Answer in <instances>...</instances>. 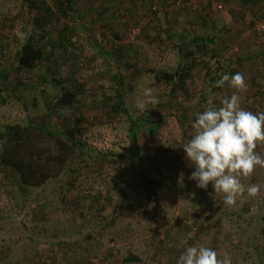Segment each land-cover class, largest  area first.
Masks as SVG:
<instances>
[{"label": "rangeland", "instance_id": "1", "mask_svg": "<svg viewBox=\"0 0 264 264\" xmlns=\"http://www.w3.org/2000/svg\"><path fill=\"white\" fill-rule=\"evenodd\" d=\"M261 26L264 0H75L66 14L57 0H0V71L10 75L7 90L0 79V131L51 111L87 160L75 157L39 188L24 189L15 171L0 170V264H123L131 252L139 264H176L194 245L214 248L218 259L228 254L232 264H264V167L240 178L260 186L255 197L245 191L224 205L211 183L204 190L189 179L182 147L196 113L233 94L245 110L264 112ZM179 34L215 36L220 57L211 77L199 66L186 91L172 94L156 76L179 65ZM33 35L47 57L19 71L18 52ZM237 72L243 91L215 85ZM145 87L159 103L141 113L135 101ZM63 88L78 95L57 107ZM119 94L126 110L116 112ZM144 118L162 124L149 134L140 126L135 144L132 121ZM255 151L264 156V144ZM142 171L164 180L160 210L137 187Z\"/></svg>", "mask_w": 264, "mask_h": 264}, {"label": "trees", "instance_id": "2", "mask_svg": "<svg viewBox=\"0 0 264 264\" xmlns=\"http://www.w3.org/2000/svg\"><path fill=\"white\" fill-rule=\"evenodd\" d=\"M57 4L58 10L66 14L67 11L73 9L75 0H57ZM178 38L177 47L181 56L179 65L174 71H160L156 76L158 81H164L170 85L172 94L178 93L180 90L186 91L189 80L199 66L204 68L206 76L211 77L214 69L212 62H217L220 57L216 48V37L213 35L200 34L190 38L185 34H179ZM64 39L66 37H62V41ZM46 57L44 46L33 35L27 39L18 52L17 69L19 71L34 70L38 63H41ZM9 77L8 72L0 71L3 90L8 89L7 79ZM77 95V90L63 88L55 105L57 107L71 106ZM119 98L117 104L110 106L116 112L126 110L123 97L120 94ZM2 102H6V99L3 98ZM161 124L162 120L148 118L132 121L130 129L134 143L138 144L139 142L138 129L140 126L144 127L145 134H149L155 132ZM77 156L80 157L82 163H87L82 144L55 125L51 111H48L43 118L28 116L26 124H7L0 131V170L15 171L20 177L19 186L24 189L27 187L39 188L50 180L59 178ZM80 171L81 168L74 170L73 179L68 182L69 189L74 186L73 180ZM136 183L145 199L153 204L156 210H160V191L164 186V180L157 175H150L146 171H142L138 174ZM261 232L264 238V224ZM142 261L143 259L133 252L122 259L123 264H139ZM247 264H254V262Z\"/></svg>", "mask_w": 264, "mask_h": 264}, {"label": "clouds", "instance_id": "3", "mask_svg": "<svg viewBox=\"0 0 264 264\" xmlns=\"http://www.w3.org/2000/svg\"><path fill=\"white\" fill-rule=\"evenodd\" d=\"M225 82L240 91L246 87L239 72L231 76L223 74L215 85L223 87ZM158 103L153 89L145 87L135 106L144 113L147 105ZM191 128V138L182 147L186 160L194 169L189 179L196 187L207 190L211 183L215 197L229 206L245 191L255 197L260 186L250 184L245 187L240 178L251 176L257 166L264 167V156L255 151L258 144H264V112L245 110L240 107L239 97L233 94L222 99L219 106L197 112ZM176 264H232V258L225 254L218 259L214 248L194 245L180 254Z\"/></svg>", "mask_w": 264, "mask_h": 264}, {"label": "built area", "instance_id": "4", "mask_svg": "<svg viewBox=\"0 0 264 264\" xmlns=\"http://www.w3.org/2000/svg\"><path fill=\"white\" fill-rule=\"evenodd\" d=\"M264 28V26H261V28H259V29H263Z\"/></svg>", "mask_w": 264, "mask_h": 264}]
</instances>
